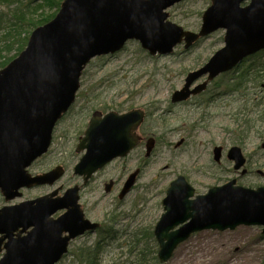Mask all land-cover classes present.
Wrapping results in <instances>:
<instances>
[{
  "label": "water",
  "instance_id": "1",
  "mask_svg": "<svg viewBox=\"0 0 264 264\" xmlns=\"http://www.w3.org/2000/svg\"><path fill=\"white\" fill-rule=\"evenodd\" d=\"M183 1L65 0L52 21L32 32L25 50L0 70V192L7 203L22 198L24 189L53 186L63 177L62 167L36 176L28 169L49 151L54 129L76 102L83 72L93 59L114 55L130 41L138 42L152 57L169 56L183 43L188 50L224 30V47L187 76L184 87L171 98L176 104L203 93L215 78L264 50V0H211L198 33L169 20L167 10ZM205 76L206 81L192 89ZM145 119L143 109L93 113L76 149L84 153L74 168L83 185L141 144L144 139L139 132ZM154 148L151 138L146 157ZM221 155L222 148L216 147L217 163ZM229 158L236 170L245 166L239 147L230 150ZM139 173L129 176L120 200L131 192ZM112 187V183L106 185L105 191L110 193ZM80 191L76 185L63 196L56 190L0 208V252L6 242L0 264H58L72 241L95 233L101 225L86 219ZM163 207L154 229L161 264L168 263L177 248L199 232L244 226L261 227L264 234V187L245 188L232 181L195 196V189L179 176L170 184ZM63 210L62 216L53 217Z\"/></svg>",
  "mask_w": 264,
  "mask_h": 264
},
{
  "label": "rangeland",
  "instance_id": "2",
  "mask_svg": "<svg viewBox=\"0 0 264 264\" xmlns=\"http://www.w3.org/2000/svg\"><path fill=\"white\" fill-rule=\"evenodd\" d=\"M210 5L211 0H186L167 10L169 20L184 30L198 33L202 16ZM17 7L0 4V22L7 24ZM224 36L225 31L220 30L188 51L181 45L170 56L155 57L138 42L131 41L114 56L92 60L81 78L74 107L55 130L49 152L30 169L32 175H38L61 166L66 170L65 176L53 187L24 190L22 198L10 203H6L0 193V208L34 200L59 189L62 195L67 189L82 185V179L73 173L82 156L76 153V147L95 111L122 114L143 109L147 114L141 129L145 140L129 156L112 162L82 187L80 204L86 218L100 224L102 231L74 240L68 255L59 264H81L77 251L93 248L100 240L103 243L100 264H132L127 246L131 244L133 233L154 230L164 213L162 201L172 181L183 176L196 195H205L212 187L221 186L234 177L214 167L215 147H240L249 168L264 171V139H261L264 134L260 128L264 116V72L248 84L233 88L247 69H264V53L250 57L239 68L211 81L205 93L188 102H171L172 95L184 87L187 76L204 67L224 47ZM16 52L14 50L10 57ZM207 78L195 82L193 88ZM150 138L155 139L156 144L147 158L146 141ZM222 168L227 170L230 165L223 162ZM137 169H141L138 181L121 201L119 194L124 183ZM111 181L115 186L106 193L105 186ZM260 184L256 176L240 181L244 187ZM109 228L113 229V240L103 232ZM4 253H0V260ZM263 263L262 229L239 227L233 231L197 233L175 251L167 264Z\"/></svg>",
  "mask_w": 264,
  "mask_h": 264
},
{
  "label": "trees",
  "instance_id": "3",
  "mask_svg": "<svg viewBox=\"0 0 264 264\" xmlns=\"http://www.w3.org/2000/svg\"><path fill=\"white\" fill-rule=\"evenodd\" d=\"M63 1L29 0L28 3H24L26 0H0L1 5H18L7 24L4 21L0 22V44H2L0 45V70L25 49L33 29L50 22L57 15ZM1 18L2 16H0ZM23 34L26 35L24 38L22 37ZM14 50L17 51L16 54L10 57V54ZM252 72L254 75L250 77ZM263 72L264 69L261 67L247 69L240 75V81L233 88L238 89L244 84H248L253 78L257 79L260 73ZM103 232L113 240L112 228L106 229ZM132 238L131 244L127 246L128 254L133 262L132 264H160L157 257L158 244L153 230L147 229L135 232ZM102 244L100 240L93 248L79 249L76 254L78 262L81 264H100V255L103 249Z\"/></svg>",
  "mask_w": 264,
  "mask_h": 264
},
{
  "label": "flooded vegetation",
  "instance_id": "4",
  "mask_svg": "<svg viewBox=\"0 0 264 264\" xmlns=\"http://www.w3.org/2000/svg\"><path fill=\"white\" fill-rule=\"evenodd\" d=\"M264 99V97L262 98ZM262 103V102H261ZM263 122H262V127L261 128V132L262 134H264V116L262 118ZM259 136L261 135L260 133H258ZM261 139H264V136H262ZM233 146H230L229 148H224L222 147V156H221V160L219 163H215V168H218L221 169V171H223L224 173H228V174H231V175H234V177L232 179H230L228 182H231V181H235L236 185H239V186H242L240 185V181L243 180V179H246L248 177H251V176H256L258 178V180L262 183L258 186H255V187H249V188H252V189H258V188H261V187H264V171H261V170H254L252 168H249V163H248V160L246 158V163H245V166L241 169V170H236L235 169V165L234 163L230 160L229 158V150L232 148ZM264 147V145H263ZM243 154H244V151L242 150ZM245 156V155H244ZM223 162H225V164H228L230 165V168H228L227 170L223 169L222 168V164ZM229 171V172H227ZM66 172V170H65ZM113 186H115V183L113 181H111ZM244 187V186H243ZM60 194V193H59Z\"/></svg>",
  "mask_w": 264,
  "mask_h": 264
}]
</instances>
